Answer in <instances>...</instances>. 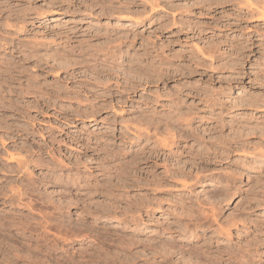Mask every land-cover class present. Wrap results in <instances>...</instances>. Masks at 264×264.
<instances>
[{
  "label": "rangeland",
  "instance_id": "374dc122",
  "mask_svg": "<svg viewBox=\"0 0 264 264\" xmlns=\"http://www.w3.org/2000/svg\"><path fill=\"white\" fill-rule=\"evenodd\" d=\"M259 1L0 0V193L22 177L34 199L0 200V261L13 240L35 243L10 223L38 229L45 215L91 235L41 252L45 264L89 254L94 264H196L175 247L227 264L224 250L249 242L258 250L247 257L264 264V162L251 155L264 146ZM232 136L246 151L205 150ZM226 173L236 193L218 203L209 192L228 188ZM234 214L229 237L219 234Z\"/></svg>",
  "mask_w": 264,
  "mask_h": 264
},
{
  "label": "bare ground",
  "instance_id": "6f19581e",
  "mask_svg": "<svg viewBox=\"0 0 264 264\" xmlns=\"http://www.w3.org/2000/svg\"><path fill=\"white\" fill-rule=\"evenodd\" d=\"M129 13L132 12L131 10H128ZM253 12L254 14H256L257 16H259L262 20H264V0L262 1H259L258 4L254 7L253 9ZM135 13V12H134ZM130 15L129 17H127L129 20H136V16L134 15H131V14H128ZM171 118V117H170ZM173 118V117H172ZM144 122L145 124H148L150 125L152 123V121L147 117V116H143L142 118H139L138 119V123L139 122ZM142 123V124H144ZM167 126H169V124H166ZM169 128V127H168ZM141 130V129H139ZM166 130V129H165ZM171 130V129H170ZM172 131V130H171ZM174 132V131H173ZM156 135V134H155ZM173 135V133H172ZM264 136V134H263ZM262 134H261V138H263ZM173 138V136L171 137ZM230 138V137H228ZM245 138V137H243ZM236 138H234V136H232V138H230L229 140V143H226L225 141H222V143L220 144V146L216 147V146H213V144L215 142H211V145L210 146H207L205 148L206 151H208L209 153L213 154L215 157L219 158V159H222V158H225L230 152L232 151H236V150H240L241 152L242 151H246V147L239 141L235 140ZM246 139V138H245ZM264 139V138H263ZM262 139V140H263ZM242 141V140H241ZM174 141L171 140V141H168L166 142V144H171L173 143ZM252 142V140H251ZM250 142V143H251ZM256 142V140H255ZM248 143V142H247ZM246 143V144H247ZM259 143V142H258ZM256 142V145L254 146V149L252 150V157L253 158H256V160H258L259 162H264V146H260ZM263 143V142H262ZM252 146V145H251ZM252 148V147H250ZM248 150V149H247ZM239 151V152H240ZM238 152V151H236ZM247 152H251L250 149L249 151ZM244 153V152H243ZM246 153V152H245ZM259 165V164H258ZM257 164L254 166L256 167L257 169H259L260 167L258 166ZM253 168V167H252ZM255 168V169H256ZM22 167L20 168V172H25L24 169H22ZM262 171V170H261ZM260 171V172H261ZM26 173V172H25ZM230 176V175H229ZM19 177V176H18ZM226 177H227V173H226ZM231 177V176H230ZM230 177L225 180L226 182V186L228 187L227 189H225L224 191H217V190H212L211 192V195L213 194H218L220 193V195L218 196H221V198L219 197L218 199V203H221L223 201H230V199L233 197V195L236 193L235 192V189H233L235 186L233 185V175H232V179H230ZM213 178V177H212ZM74 180V178H73ZM77 180V179H76ZM235 180V179H234ZM264 180V179H263ZM75 181V180H74ZM214 181L215 182H218V183H222V181L217 178L215 179L214 178ZM22 177H19L17 179L14 180V182H10L8 183V185L6 186L5 190L3 192L0 193V200L2 201L1 203L4 205V204H8L10 206H17V205H21L24 206L25 208H31L32 207V201L34 200L33 198H31L28 194L30 193V183H25V184H22ZM210 183V182H209ZM230 183V184H228ZM263 183V182H262ZM208 184V183H207ZM225 184V183H224ZM185 185V184H184ZM254 190V189H253ZM260 190V189H259ZM208 193V192H207ZM23 196H26V198H24ZM209 197V195H208ZM253 197V196H252ZM39 198V197H38ZM41 198V197H40ZM206 203V202H205ZM207 204L209 206H207L208 208V211H209V214L207 217L209 218H212V220H214L215 218H217V215H219V211H218V208L216 207V202L214 201H210L208 199L207 201ZM255 204V203H254ZM34 205V204H33ZM203 205V204H202ZM257 205V204H256ZM264 206V205H263ZM13 207V208H14ZM197 207V206H196ZM206 207V206H205ZM261 207V206H260ZM264 208V207H263ZM220 209V208H219ZM16 210V209H15ZM30 210V209H28ZM32 210V209H31ZM41 210V209H40ZM200 210V209H199ZM205 210V209H204ZM264 210V209H263ZM203 211V210H202ZM207 211V212H208ZM206 212V214H207ZM186 213V212H185ZM197 213V212H196ZM46 214V213H45ZM19 216V215H18ZM189 216H191L189 214ZM230 217V216H229ZM1 218V217H0ZM5 218V217H4ZM14 218V217H13ZM18 218V217H17ZM238 218H240L237 214L233 215V217L229 218V220L227 219V221L225 222V224H221L219 223L218 225V230L217 232H219V234H223L225 237H229V234H230V226H233L235 225V223L237 222ZM12 219V217H11ZM11 219L9 221H11ZM198 219V218H197ZM1 220V219H0ZM15 219H13L14 221ZM191 220V219H190ZM8 221V220H6ZM216 221V220H215ZM1 222V221H0ZM57 222V221H56ZM187 222V221H186ZM185 222V223H186ZM197 223V220L195 221ZM194 222V223H195ZM5 223V222H4ZM2 222V225L1 227H6V225ZM10 223V222H9ZM58 223V222H57ZM191 223V222H190ZM195 223V224H196ZM200 223V222H198ZM197 223V224H198ZM11 225H19L21 229H23V232L24 230L25 231H28L30 234V236H35V243H31V242H26L25 240V244L24 243H20L19 241H16V240H13V244L14 242L17 243V245L14 244V246L16 247V249H14L12 252L6 254V257L1 259L0 261V264H45L47 260H41L39 255H43L41 254V252H49L51 250H53L57 245L59 244H63L64 242H66L67 240H74L75 237H76V240H84L88 237H90L91 235L90 234H83V235H78L80 237H77L74 233H70V231L68 232L67 229H62V222L60 224V222L56 225H53L51 224V221L50 219H47L45 217V215L41 216L38 221H36V225L39 226L38 229L36 228H33L31 225L32 223L28 220V219H24V221L22 220V218H19L17 219V221L15 220L14 222L10 223ZM194 224V225H195ZM258 224V223H257ZM9 225V224H8ZM7 225V226H8ZM199 225V224H198ZM205 225V224H204ZM197 226V225H195ZM51 228H54L55 231H51ZM6 230L8 229L7 227L5 228ZM1 230V229H0ZM53 230V229H52ZM193 230V229H192ZM2 231H4V229H2ZM8 233H10L9 231H7ZM3 234V233H2ZM81 234V233H79ZM2 236V235H0ZM12 235L10 234V237ZM194 237H198L199 234L198 233H195L193 234ZM8 237V236H7ZM3 238V237H2ZM14 238V236H13ZM16 238V237H15ZM10 239V238H9ZM9 239L5 240V241H8ZM256 239V238H255ZM12 240V238H11ZM30 240V239H29ZM251 240H254V239H251ZM12 242V241H11ZM229 242V241H228ZM7 242H4V240L2 239L0 241V244H5ZM11 244V243H10ZM245 244V243H244ZM177 245V244H176ZM188 245V244H187ZM8 246V245H7ZM11 246V245H10ZM64 246V245H63ZM6 247V246H5ZM14 247V248H15ZM26 247V249H25ZM169 247V246H168ZM3 248V246H2ZM12 248V247H11ZM31 248H34V249H38V251L40 250V252H35L33 249ZM171 248H173L171 246ZM176 248V247H175ZM173 249V253L175 252L176 254L180 255V258H185V255H188L190 258H192L196 264H215L214 261H215V258H211L210 256H206V252L203 251V250H200V249H193L192 251L190 250H184L182 248H177V249ZM192 248V247H191ZM258 244L257 242H249L247 244V246L245 247L244 250H242L241 248L237 250H231L230 248H227L226 250H224V253L225 255L227 256V260H231L229 261L227 264H234L236 260H240V259H244L246 258V262L244 264H252L251 262H253L254 264H261L259 263V261H253V258L252 256H249L248 254V257H247V254L246 253H251V252H256L258 249ZM6 249V248H5ZM223 249V248H222ZM221 249V250H222ZM8 250V248H7ZM219 250V248H218ZM5 251V250H4ZM3 251V252H4ZM11 251V250H10ZM167 250H165L166 252ZM167 253V252H166ZM24 254V255H22ZM35 254H38L35 255ZM70 254V253H69ZM26 255V256H25ZM34 255V256H33ZM46 255V254H44ZM168 255V254H167ZM2 256V255H1ZM0 256V257H1ZM26 257V259L24 258ZM44 257V256H43ZM47 257V256H46ZM45 257V258H46ZM66 257V256H65ZM69 257V256H68ZM66 257L65 259L61 258L58 260L59 261V264H94V261L96 260L94 255L92 254H89V255H84L81 256L83 258H86L84 259L82 262L81 260L78 261V260H71V258H68ZM71 257V256H70ZM44 258V259H45ZM43 259V258H42ZM74 259V258H72ZM217 260V259H216ZM190 261V260H189ZM219 261V260H218ZM234 261V262H233ZM244 262V261H242ZM239 264V263H238Z\"/></svg>",
  "mask_w": 264,
  "mask_h": 264
}]
</instances>
